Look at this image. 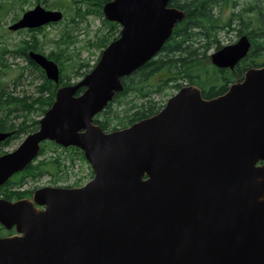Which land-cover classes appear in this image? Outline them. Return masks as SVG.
Segmentation results:
<instances>
[{"label": "water", "instance_id": "95a60500", "mask_svg": "<svg viewBox=\"0 0 264 264\" xmlns=\"http://www.w3.org/2000/svg\"><path fill=\"white\" fill-rule=\"evenodd\" d=\"M169 2L104 4L118 38L82 80L57 88L35 132L0 155V186L31 164L43 142L79 149L93 173L81 187L0 199V225L16 232L0 238V264H264V66L212 99L185 85L158 113L123 129L105 132L93 122L183 20ZM62 19L36 5L8 29ZM249 47L242 36L209 60L232 70ZM28 57L58 84L55 62ZM10 136L0 133V143Z\"/></svg>", "mask_w": 264, "mask_h": 264}, {"label": "trees", "instance_id": "16d2710c", "mask_svg": "<svg viewBox=\"0 0 264 264\" xmlns=\"http://www.w3.org/2000/svg\"><path fill=\"white\" fill-rule=\"evenodd\" d=\"M24 1L3 0L4 4L0 5V19L8 15L10 5L15 6L18 2ZM46 1L35 0L45 5V8L60 10L58 3L47 4ZM111 1L113 0H71L75 9L69 21L77 24L86 15L102 17L103 5ZM80 3L87 5L84 11L80 8ZM168 5L183 11L185 14L183 20L175 25L170 38L154 58L130 76L122 79L123 90L115 94L105 109L94 117V124L103 131L123 129L155 115L166 102L159 98L163 94L168 97L169 91L177 92L184 85L200 88L205 99L222 95L230 84L242 78L247 68L252 67V63L256 66L258 58H264V0H170ZM226 8L229 9L230 14L224 20L223 14ZM23 11L21 10V13ZM18 18L16 15L13 20ZM103 24L108 27V32L97 42L91 43L92 47L104 49L119 36V26L116 23L104 19ZM229 29L236 37L251 36L254 42L252 52L234 70L217 69L211 65L208 53L222 48L217 37L220 33H227ZM33 38L21 40L13 50L5 46L0 47V75L4 68L9 67L3 64L6 55L23 58L26 56V50H37V42ZM72 39L73 36L65 31L60 37V42H54L55 47L46 53L47 58L55 62L59 68L60 76L57 85L47 80L44 72L32 63L27 66L30 73L39 72L42 78V82L35 86L33 94L21 98L13 96V93L8 91L7 85L0 79V133L11 132V136L0 143V155H2L1 147H7L12 141L19 140L22 136L38 129V120H34L33 115L43 116L51 107L57 88L71 84L66 69L79 77H84L98 62L102 52L90 69L83 71L84 68L89 67L88 62L74 61L68 51ZM259 50L262 53L257 54ZM65 61H68V65ZM245 66H247L246 69ZM23 70L24 68L21 69L15 83L23 77ZM82 91L83 89H80L78 93ZM11 117L15 120L22 117L23 120L15 125L9 120ZM48 146L53 152L57 149L62 150L63 160L70 156L71 163H74L72 157L74 156L85 161L83 153L77 148H62L53 142H43L35 160L22 172L15 174L0 186L1 197L11 201L22 197V194H32L34 190L20 192L28 181H36L46 174L51 175L54 178L53 181L62 178L59 176L60 173H64L63 179L66 178L65 164L60 157L40 159ZM51 169L54 173H51ZM92 176L90 169L89 177L92 178ZM77 186L79 185L66 187Z\"/></svg>", "mask_w": 264, "mask_h": 264}, {"label": "rangeland", "instance_id": "374dc122", "mask_svg": "<svg viewBox=\"0 0 264 264\" xmlns=\"http://www.w3.org/2000/svg\"><path fill=\"white\" fill-rule=\"evenodd\" d=\"M53 2L59 4L58 6L60 10L58 11L63 13V20L57 25L44 28L40 33L35 34L37 40L43 42L45 53H49L55 47L54 42H60L59 40L61 35L67 31L73 36L68 50L71 53L73 60L82 63L88 62L89 67L84 68L83 71L89 70L90 66L93 65L99 54L103 51L101 48L92 47L91 43L97 42L101 36L108 32V27L103 24L104 17L86 15L83 20L78 21L77 24H72L69 20L73 17L75 6L71 0L46 1L47 4ZM2 4H4L3 0H0V5ZM35 5V0H25L23 3L18 2L15 6L10 5L8 7V15L0 19V47L5 46L9 50H13L15 46L21 42V40L28 37V33H25V31L15 34L9 32L7 30V26L10 24L12 18H14L16 15H18V17L22 15L21 10H24L23 12H25L32 9ZM79 6L83 11L87 8V5L84 3H80ZM229 14V9H224L223 19L226 20ZM118 30L120 31V28ZM217 38L220 41V45L222 47L230 45L236 41L235 35L232 32L220 33ZM211 53H213V51L209 52L208 54L210 55ZM3 64L6 66L8 65L9 67L3 69L0 79L3 84L7 85L8 91H11L13 96L21 98L22 96L31 95L35 92V86H38L42 82L40 73H30V69L27 68L25 61L20 57L6 55ZM65 64L68 65V61H65ZM23 68V77L20 81L15 83L19 74L21 73V69ZM66 70L67 75L70 77V85H73L83 79V77L73 74L70 70ZM175 93L176 92L173 90L169 91L168 97L163 94L159 99L167 101ZM41 117H38V115H33L32 118L34 120H39ZM9 120L17 125L23 119L22 117H19L17 120H15L13 117H11ZM24 138L25 136H22L21 139L12 141L7 147H1L2 154L13 151ZM52 152L53 151H51L50 146H48L44 156H42L40 159L60 157L63 160L62 157H64V154L62 150L57 149L55 152L56 155H52ZM72 157L74 159V163H71L70 156L63 160L65 164V173L67 174L65 179H63L64 173L59 174V176L62 178L57 181H53L54 178L51 175L46 174L36 181H28L25 189L35 191L42 187H66L74 186L76 184L79 185L78 187L83 186L90 179L88 163L86 161L83 162L79 158H74V156ZM51 173H54L53 169H51Z\"/></svg>", "mask_w": 264, "mask_h": 264}, {"label": "flooded vegetation", "instance_id": "af4514ba", "mask_svg": "<svg viewBox=\"0 0 264 264\" xmlns=\"http://www.w3.org/2000/svg\"><path fill=\"white\" fill-rule=\"evenodd\" d=\"M36 3V5H40V6H42L44 9H46V10H57V9H48V8H45V5H42L41 3H37V2H35ZM35 5V6H36ZM34 6V7H35ZM33 7V8H34ZM58 11V10H57ZM26 12V11H25ZM24 13V12H23ZM22 13V14H23ZM22 16V15H21ZM21 16H19V18L18 19H16V20H13V18H12V20H11V22H10V24L7 26V30L9 31V29H8V27L10 26V25H12L13 23H15V22H17L19 19H20V17ZM55 25H57V24H48V25H46V26H43V27H39V28H36V29H21V30H17V31H9V32H11V33H13V34H15V33H20V32H23V31H25V33H28V37L27 38H24L25 40H28V39H32L33 37V39L37 42V50H31V49H29V50H26V56H24L22 59L25 61V64H26V66H28V65H30L31 63L32 64H35L33 61H31L30 59H29V57H28V53H30V52H34V53H38V54H42V55H44V56H46V53H45V51H44V45H43V42H40V41H38L37 40V38H36V36H35V34H37V33H40L44 28H47V27H51V26H55ZM230 32H232L233 33V31L232 30H227V33H230ZM234 34V33H233ZM235 35V34H234ZM242 36H246L247 37V39H248V41H249V43H250V47H249V51H248V53H247V55L243 58V59H241L237 64H236V66L232 69V70H234L235 68H237L239 65H241L242 63H243V60L252 52V48H253V45H254V42L251 40V36H247V35H241V36H239V37H236V35H235V39H236V41L234 42V43H236L237 42V40H239V38L240 37H242ZM234 43H231V44H234ZM213 51V50H212ZM262 51V50H261ZM211 52V51H210ZM214 52V51H213ZM260 53H262V52H260V50H259V52L257 53V54H260ZM47 57V56H46ZM253 64L254 63H252V67H250V68H247V66H245L244 68L246 69H254V68H260V67H262V66H264V58H262V57H260V58H258V61H257V65L256 66H253ZM36 65V64H35ZM37 66V65H36ZM225 70H227V69H225ZM229 70V69H228ZM240 79V78H239ZM238 79V80H239ZM263 165H264V163H263ZM26 186V185H25ZM25 186L23 187V190H21V192L20 193H23V192H25L26 191V189H25ZM34 193V192H33ZM33 193L32 194H22V197H20V198H15V199H13V200H11V201H9V202H11V203H14V202H17V201H19V200H22V199H29V200H32V197H33ZM0 199H3V200H6V199H4L3 197H1V195H0ZM6 201H8V200H6ZM35 207L36 208H39V209H43L42 207H38V206H36L35 205ZM0 228H1V231H0V238H6V237H11V236H14L15 235V228L13 227V228H11L10 230H7V229H5L3 226H1L0 225Z\"/></svg>", "mask_w": 264, "mask_h": 264}]
</instances>
